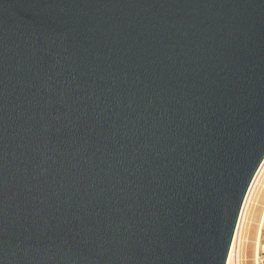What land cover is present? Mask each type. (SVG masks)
<instances>
[{"label":"water","instance_id":"obj_1","mask_svg":"<svg viewBox=\"0 0 264 264\" xmlns=\"http://www.w3.org/2000/svg\"><path fill=\"white\" fill-rule=\"evenodd\" d=\"M264 157V0H0V264H226Z\"/></svg>","mask_w":264,"mask_h":264},{"label":"bare ground","instance_id":"obj_2","mask_svg":"<svg viewBox=\"0 0 264 264\" xmlns=\"http://www.w3.org/2000/svg\"><path fill=\"white\" fill-rule=\"evenodd\" d=\"M258 199H261L257 206ZM264 230V157L245 193L235 229L232 235L227 263L233 245L237 248L238 263L244 260L246 248L253 252L252 263L260 264L259 251L261 249V237ZM247 260V259H246Z\"/></svg>","mask_w":264,"mask_h":264},{"label":"rangeland","instance_id":"obj_3","mask_svg":"<svg viewBox=\"0 0 264 264\" xmlns=\"http://www.w3.org/2000/svg\"><path fill=\"white\" fill-rule=\"evenodd\" d=\"M259 202L261 203V199H258L257 206ZM252 255H253V252H251L250 249L246 248L244 252V257H243L244 260H241V262L238 263L237 248L234 244L231 250L230 257H229V264H253ZM259 262L260 264H264V230L262 231V237H261V249L259 251Z\"/></svg>","mask_w":264,"mask_h":264}]
</instances>
